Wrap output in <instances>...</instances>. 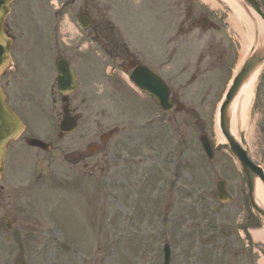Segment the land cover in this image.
I'll return each mask as SVG.
<instances>
[{"label": "rangeland", "instance_id": "1", "mask_svg": "<svg viewBox=\"0 0 264 264\" xmlns=\"http://www.w3.org/2000/svg\"><path fill=\"white\" fill-rule=\"evenodd\" d=\"M59 1L16 0L12 3L6 20L16 24L12 33L17 38V44L22 41L20 20H29L30 17L38 19L40 12L43 19L46 17L45 11L56 6ZM97 1L86 3L84 0H76L72 6H66L59 19L63 20L59 25L60 42L74 49L72 65L74 63L75 70L78 69L80 74L84 73L79 63L84 53L92 48L97 49L84 38L90 30L83 33L68 21L73 20V14L80 5L87 9L86 12L97 23L102 24L106 18L113 20L120 33L123 30L129 41L124 43L121 57L129 54L137 60L150 57L154 62V52L158 55H161V51L169 54L164 49L163 40L161 49L155 47L153 51L156 40L151 26L168 20L167 13L157 14L155 10L151 11L149 4L142 5L141 1L137 3L136 0H108L106 7ZM258 1L264 8V0ZM158 3L159 0H154L153 5L160 7ZM209 8L215 20H220L221 26L220 33H213L214 42L215 38L220 39L221 46L217 47L216 52L215 47L213 50L215 53L220 50L217 54L224 52L225 56L229 53L228 60L219 63L215 70L217 73L212 74L209 66L200 64L197 80L186 84L177 77L182 75L180 68L186 64L185 61L189 73L198 70L193 65L194 57H187L189 52L182 51L180 44L175 56L169 60L179 68L172 69L170 64H162V69L159 67L170 79L174 91L179 93L180 87H176L178 84L173 86V81L179 82L182 89L190 90L188 96H185L189 114L184 116L183 113H170L165 117L168 118L167 123L157 125L155 140L152 139V147L150 145L154 152L144 149L143 155L142 152L139 157L134 155L133 149L141 151L143 145L137 136L138 129L136 127L134 131L133 124L151 112V108L133 92L135 96L130 94L131 85L126 81L127 74L118 69L117 74L122 80L118 83L116 78L111 80V89L115 95L106 92L104 87L107 80L98 72L105 83L100 84L97 76L89 81L88 96L94 98L90 102V110L89 101L81 104L80 96H76L72 102L79 107L87 106L90 112L91 134L86 135H90V138L82 148L80 142L76 148L82 151L86 150L88 144H92L87 148L92 150L89 160L92 172L82 166L72 172L69 166V170L76 176L71 178L67 172L68 166H55L52 171L39 164L36 172L32 165L34 157L28 151L29 148L22 150L18 159L13 161L11 158L6 167V175L0 181V264H14L20 256L24 264H162L165 243L171 250L170 264L260 263L259 255L264 257V244L255 243L251 235L242 230L244 219L249 213L244 204V184L237 169L231 164L226 165L230 159L221 151L216 157L214 155L209 165L205 164L199 141L197 143L198 130L206 131L212 144L219 142L215 138L214 103L232 76L227 71L230 68L226 66L235 69L239 59L241 36L238 30L246 31L241 15L235 13L227 3L216 1L215 6L211 3ZM29 24L31 30H37L41 25L39 20L29 21ZM109 39L112 40L113 36L110 35ZM193 39L194 35L188 37L187 41ZM224 42L227 47H224ZM22 47L26 51L25 45ZM117 49L121 52L120 47ZM42 60L41 57L38 66L43 65ZM107 63L111 67L112 62ZM13 75L11 72L9 77L0 79L1 83L8 81L4 87L7 93L18 89L11 80ZM18 80L22 84H29L27 89L36 81L31 70L28 77H20ZM254 82L245 100L248 120L246 142L253 161L264 167V88L261 87L264 68ZM116 83L117 87L120 85L118 91L114 89ZM259 83L261 85L257 88ZM14 94L17 95V91ZM18 95L15 96L14 105L26 114L29 127L39 131L45 129L38 109H33L31 101L20 97L21 91H18ZM57 107L61 113L62 103ZM184 120L186 124H183ZM187 124H191L190 128ZM114 129L119 132L112 137L105 154L100 152L101 146L95 150L94 144H101L99 138ZM20 146L22 143L19 142L12 144L9 155ZM145 153L147 157H144ZM50 155L46 152L39 157L43 166L50 160ZM173 159L174 162L170 163ZM94 164H97L96 168ZM224 165L228 168H224ZM229 168L236 170L235 173ZM162 171L169 174V179L156 185ZM218 180L227 182L231 199L225 204L219 203L215 197V182ZM154 183L158 191H152ZM74 184L78 186L76 189L72 187ZM165 189L168 192L167 202H164L165 209L159 214L157 208L162 205L159 203H163L161 198L165 199L162 195ZM7 221L11 223V229L6 228ZM214 226H218L216 236Z\"/></svg>", "mask_w": 264, "mask_h": 264}, {"label": "water", "instance_id": "2", "mask_svg": "<svg viewBox=\"0 0 264 264\" xmlns=\"http://www.w3.org/2000/svg\"><path fill=\"white\" fill-rule=\"evenodd\" d=\"M11 1L12 0H0V72L6 65L7 51H8L7 50L8 45L1 36V28H2L3 19L8 12L7 4L8 2ZM244 1L247 2L249 4V7H251L259 15V18L262 21H264V11L262 10V8H260L258 3L255 0H244ZM263 63H264V46H260L253 53L251 58L245 63V65L241 69V72L236 76L232 88L230 89L226 97V101L224 102L220 113L221 131L229 143L231 152L240 163V166L248 180L251 193L253 192L255 177L256 179L257 177H259L261 180H264V178L261 177L260 169L255 167L249 161L245 153L239 148L238 143L231 136L229 129V125H230L229 111L232 105V100L237 95L238 89L239 87H241V84L245 82L257 69H259V67ZM18 129H19V125L16 122V120L13 118L11 114L5 111V108L3 106V99L0 94V164L3 158L5 143L10 138H13L15 136V133L17 132ZM203 144L206 148L207 143L205 142L204 139H203ZM224 196L225 198H227L226 194H224ZM251 204L253 205V208L258 212V214L264 218V210L259 206H257L253 197H251Z\"/></svg>", "mask_w": 264, "mask_h": 264}, {"label": "bare ground", "instance_id": "3", "mask_svg": "<svg viewBox=\"0 0 264 264\" xmlns=\"http://www.w3.org/2000/svg\"><path fill=\"white\" fill-rule=\"evenodd\" d=\"M230 4H231V7L241 15V17L243 18V20L245 22V26H246V31L240 32L241 48H240L239 59H238L237 67H236V69L238 70V68L240 67V65L244 61L246 55L249 53V48L251 47V44L253 41V36H252L253 29L255 27H257L258 31H259V36L262 37V39L264 40V25L259 23L258 20L247 19L245 17V15L243 14V12L238 7H236L234 5L233 0H230ZM252 82H253V79H252V77H250L248 82H246V85L240 91V93L243 94L242 96L248 95L251 92L250 86H251ZM238 110H239V108H238ZM238 110L236 112H234L235 114H234L233 118L231 119V121H232L231 130L234 133V135H236V133H239L238 131L241 129V127L246 126V124L248 125V121L246 118L244 108L240 109L239 110L240 112ZM216 122H217V119H216ZM240 125H241V127H240ZM216 130H217L218 140L222 141L223 139H222L217 127H216ZM257 198H258L259 202L264 206V192L260 188V186L257 187ZM251 236L255 242L256 241H262L264 243V228L261 230L252 231Z\"/></svg>", "mask_w": 264, "mask_h": 264}, {"label": "flooded vegetation", "instance_id": "4", "mask_svg": "<svg viewBox=\"0 0 264 264\" xmlns=\"http://www.w3.org/2000/svg\"><path fill=\"white\" fill-rule=\"evenodd\" d=\"M183 25L185 27V32L193 31V29L195 27H197V30H196L197 32H203V31L207 30V27H208V25L203 24L201 20H183ZM100 29H101V27L98 29L97 36H98V38L103 39L104 34H102V32H100L101 31ZM96 30H97V28H96ZM51 31H52L51 32L52 33V36L55 37L56 40H58V37H59V20H52V22H51ZM208 44H209V46H207ZM215 45L216 44L214 42V39L212 38L211 41H210V43L207 42V44H204V46H203V48L201 50V54H203L205 51L207 52L206 53V57L209 58V61H210V59L211 60H215V55H214L215 52L213 50V47H215ZM219 58H221V57H219V56L216 57L215 66L217 65V61L219 60ZM207 65L210 66V65H212V63L211 62H208ZM70 112L74 115V113H75V107L70 108ZM62 136H63L62 134H59L57 136V140L54 141V142H58V140H60L62 138ZM55 148L56 147L52 145V147L50 148V150H54ZM83 153L86 154L85 151ZM71 156H73V151H72ZM87 157H90V155L88 154V155L85 156V158H87ZM79 158H82L80 154H79ZM77 162H80V160L78 158H75L74 157L72 159V163L75 164Z\"/></svg>", "mask_w": 264, "mask_h": 264}]
</instances>
